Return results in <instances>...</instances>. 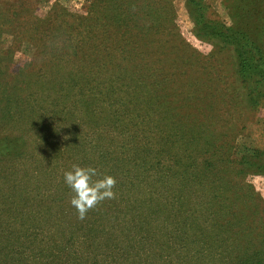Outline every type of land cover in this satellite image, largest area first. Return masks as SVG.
<instances>
[{
  "label": "rangeland",
  "instance_id": "rangeland-1",
  "mask_svg": "<svg viewBox=\"0 0 264 264\" xmlns=\"http://www.w3.org/2000/svg\"><path fill=\"white\" fill-rule=\"evenodd\" d=\"M254 1L0 0V264H238L264 249V175L236 164L264 145V100L233 45L206 34L247 27L264 48ZM73 164L116 179L83 220L63 182ZM241 186L255 193L243 237L218 212ZM176 226L188 254L165 244Z\"/></svg>",
  "mask_w": 264,
  "mask_h": 264
},
{
  "label": "trees",
  "instance_id": "trees-1",
  "mask_svg": "<svg viewBox=\"0 0 264 264\" xmlns=\"http://www.w3.org/2000/svg\"><path fill=\"white\" fill-rule=\"evenodd\" d=\"M260 1L261 0H256L253 3L260 2ZM128 22H132V21H128ZM206 34L208 35L217 34V36L220 38L221 41L225 39L224 42L230 43L231 45H233L234 53L236 54L234 57L237 62L238 75L243 80L244 79L250 80L251 82L250 87H252V94L254 96L250 97V101L252 103L261 105L262 104L261 101L264 100V48L259 43L258 39L254 36L252 31L248 30L247 27L246 28L239 27V28L222 29V28H218V27L216 28V27L210 26V28L206 30ZM192 99L193 97L190 99L189 102H191ZM186 106L189 107V105H186ZM137 118H140V117H137ZM182 124L184 123H180L178 124V127H176L178 130V132L176 133L177 134L176 138H182L183 135H188L189 133H190V136L187 140H185L183 143H179L178 145L182 147L183 150H189L190 148L193 149L194 148V146H192L193 144L187 143V142L192 141L195 138V134H197L196 124L194 121H191L186 128H184V125L182 126ZM149 125H151L156 132H159V133L162 132V127L159 123L153 122L152 124H149ZM180 130H183L184 132L183 135H179ZM150 132L152 131L149 128H147V132L145 133H150ZM260 136L264 139V129L261 130ZM162 137L164 138V136ZM221 143L223 144V141ZM263 143H264V140H263ZM164 146H167L166 142L164 143ZM185 156L186 155L184 154V152H178L177 154H175L174 159L175 161L178 162V166H180V163L183 161V158ZM192 164L193 162L190 163V166H192ZM236 164L239 166V172L241 173H254V174L264 175V145H262L261 147H257V148L254 147L252 153L249 156L241 157V159L238 160ZM209 165H213V164L209 163ZM179 174L183 175V172L180 169V167H179ZM195 174L197 175L196 171H195ZM146 177L147 175H144L143 179H145ZM198 182L199 184H197V186L202 187V185L200 184V181ZM226 183L222 182L220 184L222 186L220 193L224 197L228 195V192L226 190H229L226 188L227 187ZM145 185L146 183H142L143 192L145 191ZM241 190H244V191L237 192L231 195V197L234 195H237L240 198L239 202L236 200L235 202H232V203H228V202L221 203L220 204L221 209L218 212L220 214L225 212L226 215L232 214L234 217V221H238V223L234 224L233 226L223 227L222 233L236 234L237 232L243 231L241 234V236L243 237L245 235L247 236L248 231H246V229H241L243 227V223L241 222V217H242L241 212L245 209L244 204L247 203V200L245 199H248V195H251V193H254V192L252 190L244 189L242 186H241ZM233 204L235 205L234 210L232 207ZM201 211L204 212L203 209H201ZM262 212L264 213V210H262ZM254 213H257V212L250 211L245 216L248 217V216L253 215ZM219 225H222V224H219ZM230 225H231V222H230ZM214 227L217 229L218 224ZM179 230H180L179 226L172 227L171 229H168V230H164L165 244H168L171 247V249H174L177 247L178 250L181 251L183 254L184 253L188 254L189 253L188 249L191 246L186 243V240L183 236L179 235ZM171 233H173V237L171 238L169 242ZM190 251L192 254L193 250H190ZM238 264H264V249L257 248L254 250H250V249L246 250L244 254L240 255Z\"/></svg>",
  "mask_w": 264,
  "mask_h": 264
},
{
  "label": "clouds",
  "instance_id": "clouds-1",
  "mask_svg": "<svg viewBox=\"0 0 264 264\" xmlns=\"http://www.w3.org/2000/svg\"><path fill=\"white\" fill-rule=\"evenodd\" d=\"M63 182L73 193L70 204L76 210L80 220L85 219L89 210L102 201L116 197L115 177L101 174L97 168L90 165L73 164L63 173Z\"/></svg>",
  "mask_w": 264,
  "mask_h": 264
}]
</instances>
